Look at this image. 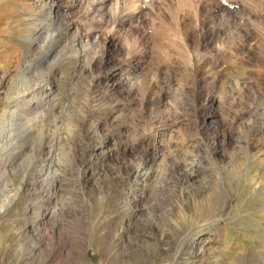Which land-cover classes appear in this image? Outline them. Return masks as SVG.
Returning a JSON list of instances; mask_svg holds the SVG:
<instances>
[{
  "label": "rangeland",
  "instance_id": "rangeland-1",
  "mask_svg": "<svg viewBox=\"0 0 264 264\" xmlns=\"http://www.w3.org/2000/svg\"><path fill=\"white\" fill-rule=\"evenodd\" d=\"M14 109L0 264H264V0H0Z\"/></svg>",
  "mask_w": 264,
  "mask_h": 264
},
{
  "label": "bare ground",
  "instance_id": "bare-ground-1",
  "mask_svg": "<svg viewBox=\"0 0 264 264\" xmlns=\"http://www.w3.org/2000/svg\"><path fill=\"white\" fill-rule=\"evenodd\" d=\"M104 1L106 2V0H104ZM50 90H51V88H49V85H47L46 83L43 82V83H39V85L37 84L35 89L31 88V89L24 91L23 93H16V95L13 99V103H14L13 107L19 108V109L22 107H25V108H23L25 110H34V107H36L35 103L38 104L42 100H46L48 98V95L50 94ZM33 104H34V107L32 106ZM17 117H18V114H17L16 109L11 110V111L7 112L6 114H3L2 116H0V129L2 130V132L0 134V138H2V139L5 138V136H4L5 132L4 131H5L6 127L8 126V124L9 125L12 124ZM19 117H21V115H19ZM19 120H20V118H19ZM51 165H52L51 163L47 164V165H43L40 169H38L36 171L37 175L42 177L43 172L45 171V168L49 167ZM198 244L199 243H194L193 246L197 245L198 247H201V245H198Z\"/></svg>",
  "mask_w": 264,
  "mask_h": 264
}]
</instances>
